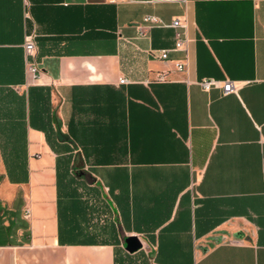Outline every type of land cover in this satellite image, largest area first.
Listing matches in <instances>:
<instances>
[{"label": "crops", "instance_id": "0c3cea01", "mask_svg": "<svg viewBox=\"0 0 264 264\" xmlns=\"http://www.w3.org/2000/svg\"><path fill=\"white\" fill-rule=\"evenodd\" d=\"M146 15L186 23V70ZM124 253L264 264V0H0V264Z\"/></svg>", "mask_w": 264, "mask_h": 264}, {"label": "built area", "instance_id": "2783aa9c", "mask_svg": "<svg viewBox=\"0 0 264 264\" xmlns=\"http://www.w3.org/2000/svg\"><path fill=\"white\" fill-rule=\"evenodd\" d=\"M145 22V26L139 28V33L144 35L146 34V29L151 27L152 25H164L170 26L174 29V43L173 46L169 49H161L158 51L157 57L160 59H168V52L173 51H181L184 54L183 60L175 61V68L179 71L186 70L187 66V50L189 38L186 32V23L182 22L179 18L174 19L170 24H164L162 21L156 16L146 15L143 18ZM36 51V44L34 40V34H26L23 42V54H24V65L25 70L28 75L33 78H37L40 74V69L37 67L34 56ZM157 81L166 80V73L160 72L157 73L156 79ZM127 79L122 77L119 79V83H126ZM197 84L204 91H209L213 88L221 89L223 94H228L231 92H235L238 89V84L236 81L231 80H218L212 77H205L197 81ZM25 216H29V209H25Z\"/></svg>", "mask_w": 264, "mask_h": 264}, {"label": "trees", "instance_id": "16d2710c", "mask_svg": "<svg viewBox=\"0 0 264 264\" xmlns=\"http://www.w3.org/2000/svg\"><path fill=\"white\" fill-rule=\"evenodd\" d=\"M149 258L148 257H141L140 259L133 260L132 257L127 254H121L118 256V258L116 259V264H149Z\"/></svg>", "mask_w": 264, "mask_h": 264}, {"label": "water", "instance_id": "95a60500", "mask_svg": "<svg viewBox=\"0 0 264 264\" xmlns=\"http://www.w3.org/2000/svg\"><path fill=\"white\" fill-rule=\"evenodd\" d=\"M142 247L141 242L136 236H127L124 239V249L129 252H135Z\"/></svg>", "mask_w": 264, "mask_h": 264}, {"label": "rangeland", "instance_id": "374dc122", "mask_svg": "<svg viewBox=\"0 0 264 264\" xmlns=\"http://www.w3.org/2000/svg\"><path fill=\"white\" fill-rule=\"evenodd\" d=\"M145 253L149 251L148 247L145 245V248H142ZM146 256V255H145ZM149 264H153V261H149Z\"/></svg>", "mask_w": 264, "mask_h": 264}]
</instances>
